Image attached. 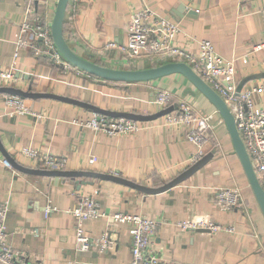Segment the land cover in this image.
Returning <instances> with one entry per match:
<instances>
[{"label": "crops", "instance_id": "0c3cea01", "mask_svg": "<svg viewBox=\"0 0 264 264\" xmlns=\"http://www.w3.org/2000/svg\"><path fill=\"white\" fill-rule=\"evenodd\" d=\"M37 2V3H36ZM33 10L51 24L57 0H38ZM140 0H77L75 11L68 4L63 33L69 46L80 56L113 68H145L169 62L129 59L108 42L121 45L126 40L130 13ZM157 14L179 24L180 45L196 53V39H208L223 57L233 59L236 81L264 72V50L254 51L264 39L260 10L264 0H146ZM24 0H0V65L12 67L13 78L2 86H13L49 93L88 103L111 112L152 114L161 109L157 90L170 93L171 105L185 100L199 112L216 108L181 74H171L150 82H114L83 71H64L43 52L41 41L27 33L22 36L20 22ZM26 39L21 46L20 39ZM40 51V52H39ZM157 63V64H156ZM262 86L253 93L257 107L264 108V78L252 79L242 88ZM33 115H10L5 94L0 93V143L18 164L36 167L21 156L23 147L39 150L66 160L64 170H89L115 174L133 182L156 187L187 168L195 150L179 126L164 124V115L143 123L130 134L109 136L93 131L81 122L93 111L72 101L55 98L26 99ZM108 118H118L107 116ZM206 153L211 158L197 171L175 186L149 194L125 184L99 178H75L93 181L81 185L75 179L31 175L6 167L0 150V207L8 206L7 239L26 257L27 264H129L130 235L125 224L111 225L100 217L83 222L92 239L109 232L113 248L100 252L93 247L75 251L76 219L68 211L80 196H93L105 214L123 211L156 221L151 247L167 264H264V218L242 166L232 147L224 124L214 127ZM205 153V154H206ZM96 156L94 164L88 163ZM45 170V169H44ZM228 186L241 191V204L222 210L215 204L218 189ZM55 208L43 215L47 207ZM208 215L217 223L233 226L234 232L208 233L179 231L173 223L194 216Z\"/></svg>", "mask_w": 264, "mask_h": 264}, {"label": "built area", "instance_id": "2783aa9c", "mask_svg": "<svg viewBox=\"0 0 264 264\" xmlns=\"http://www.w3.org/2000/svg\"><path fill=\"white\" fill-rule=\"evenodd\" d=\"M38 0H24V11L20 22L22 36L30 33L42 43V52L64 71L78 68L69 64L56 49L50 33V25L46 23L34 10V2ZM71 11H75L77 0H69ZM69 4V3H68ZM263 18L264 7L260 10ZM182 32L178 23L165 16L154 12L146 0H140V4L130 13L127 25L126 40L121 45L108 42L106 47H116L120 53L129 59L144 58L155 62L158 58L166 57L169 61L185 62L202 78L225 102L229 108L238 130L241 140L249 155L255 175L264 189V108L256 106L253 93L261 92L262 86L241 90L236 94V67L233 59H227L220 55L208 39H196L198 51L193 53L180 45L177 35ZM26 39H20L19 44L24 46ZM254 51L264 50V39L255 44ZM40 52V51H39ZM19 54V49L13 53L12 67L4 69L0 65V86L13 78L12 68ZM156 103L159 109L171 106L170 93L164 89L157 90ZM5 106L10 115H30L39 117L26 99L14 95H5ZM144 122L133 121L125 118H108L107 116L93 113L92 116L81 122L93 131L103 132L109 136L124 135L139 131ZM164 124L179 126L183 129L186 140L195 147L189 157L187 167L201 159L209 144L218 147V142L211 143L212 130L216 125L224 124L222 118L215 110L201 113L190 102L180 100L171 112L164 115ZM29 159L36 167L45 170H64L66 160L41 153L39 150L23 147L19 153ZM97 157L88 158L89 164H94ZM2 163L11 168L7 160ZM116 174V173H115ZM215 204L222 210H232L241 204V191L238 187L228 186L217 190ZM55 208L47 207L43 215L48 216ZM76 219L74 231L75 251L86 252L96 247L100 252H106L113 248L109 232L103 233L99 238L92 239L86 233L83 222L89 219L106 218L111 225L125 224L130 235V261L129 264H167L151 247V238L156 231L155 220L123 211L105 214L93 196H80L73 208L69 211ZM8 206L0 207V264H27L26 257L15 250L7 239ZM173 225L182 232L205 231L208 233H233V226L217 223L211 216L199 215L189 219L179 220Z\"/></svg>", "mask_w": 264, "mask_h": 264}, {"label": "water", "instance_id": "95a60500", "mask_svg": "<svg viewBox=\"0 0 264 264\" xmlns=\"http://www.w3.org/2000/svg\"><path fill=\"white\" fill-rule=\"evenodd\" d=\"M37 3V2H36ZM69 0H57L53 17L50 24V33L53 43L62 55V57L72 66L78 68L79 70L101 78L103 80L114 81V82H150L158 78L168 76L171 74H181L183 75L192 86H194L207 100L216 108V111L223 120V123L226 127L227 133L229 135L232 147L238 160L242 166L248 184L252 190V193L256 199V202L260 208V211L264 218V189L258 181L255 172L252 168L249 155L246 151V148L243 144V141L240 138L238 130L235 126L234 118L223 101V99L204 81L200 76H198L188 64L185 62H174L169 61L166 63H160L157 65H151L150 67L145 68H113L108 67L102 64H99L95 61H91L87 58H84L77 54L67 43L64 33H63V23L65 18V13L68 7ZM264 78V72L258 74H251L241 78L236 86V94L239 95L243 86L252 79ZM0 93L5 95H14L22 99H36V98H55L58 100L72 101L78 105L85 106L93 111V113L101 114L104 116H116L118 118H125L133 121L146 122L157 119L172 110L175 109L176 105H171L166 108H163L152 114H142L134 112H111L104 110L97 106L73 100L70 98L57 96L49 93L35 92L32 90V87L29 86L26 90L16 88L13 86H0ZM29 107H31L29 105ZM0 150L5 156V160L9 164L23 172L25 174L39 175L52 177L55 181H58L60 178H67L69 180L86 177V178H99L102 180H111L125 184L134 189L140 190L145 193L155 194L163 192L176 184L180 183L199 168H201L212 156V151L206 153L201 159L192 165L188 166L186 169L177 174L174 178L168 180L162 185L152 187L142 185L131 180L119 177L115 174H105L89 170H44V169H34L18 164L13 158H11L3 149L0 143ZM77 188L79 189L81 185L89 184L92 185L93 181H84L74 180ZM205 232V231H202Z\"/></svg>", "mask_w": 264, "mask_h": 264}, {"label": "trees", "instance_id": "16d2710c", "mask_svg": "<svg viewBox=\"0 0 264 264\" xmlns=\"http://www.w3.org/2000/svg\"><path fill=\"white\" fill-rule=\"evenodd\" d=\"M157 64V63H156Z\"/></svg>", "mask_w": 264, "mask_h": 264}]
</instances>
